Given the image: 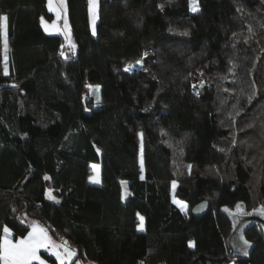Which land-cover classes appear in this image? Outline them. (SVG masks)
<instances>
[{
	"label": "trees",
	"instance_id": "16d2710c",
	"mask_svg": "<svg viewBox=\"0 0 264 264\" xmlns=\"http://www.w3.org/2000/svg\"><path fill=\"white\" fill-rule=\"evenodd\" d=\"M66 5L74 48L44 31L47 0H0V232L39 221L70 264H264L260 224L247 255L228 242L264 218V0H100L95 35L89 0Z\"/></svg>",
	"mask_w": 264,
	"mask_h": 264
},
{
	"label": "snow or ice",
	"instance_id": "6c2138e0",
	"mask_svg": "<svg viewBox=\"0 0 264 264\" xmlns=\"http://www.w3.org/2000/svg\"><path fill=\"white\" fill-rule=\"evenodd\" d=\"M91 5V11H92V34L95 35V21L97 19V0H90ZM49 7H52V0H49ZM194 12L199 11V8L197 5H195L192 8ZM62 11V9L60 10ZM60 11H58V15L60 14ZM7 16L0 17V27L4 30V49H5V55H4V61H5V74H7V49H8V42H7ZM43 20V18H42ZM66 39H70V32L66 33ZM70 47H75L74 44H70ZM63 54V53H62ZM147 55V53H145ZM137 63H142V61H137ZM128 69H126L127 71ZM203 86V85H201ZM195 87V85H193ZM199 93H197L198 95ZM251 99V97L249 98ZM142 152V149H141ZM96 167V166H93ZM190 167V166H189ZM141 168H143V156L141 155ZM143 178V177H141ZM45 179H50L49 177H45ZM94 183H99V179L93 178ZM173 187H175V182H173ZM50 199H54L51 195L49 196ZM176 203H181L179 201H175ZM182 208L186 210V205H182ZM238 210H242V205H237ZM262 212H264V208L261 209ZM140 225L139 230H144V218L140 217ZM5 235V238L3 240L2 246H0V249H2V258L5 261V264H31L33 260L39 259L37 252L40 248H51L53 250H56V255L61 260V264H65L66 260L71 259L75 252L69 250L67 246V242L65 241L63 245H56L51 237L48 235L47 230L43 227L37 225L33 226L32 233L29 234L27 239H21L16 243H13L11 239L8 238L9 229L4 228L3 229ZM245 245L251 246L248 241H244ZM190 246H194V244H190ZM60 248H63V252L59 251ZM247 255V252L244 253ZM41 264H44L43 261H41Z\"/></svg>",
	"mask_w": 264,
	"mask_h": 264
},
{
	"label": "rangeland",
	"instance_id": "374dc122",
	"mask_svg": "<svg viewBox=\"0 0 264 264\" xmlns=\"http://www.w3.org/2000/svg\"><path fill=\"white\" fill-rule=\"evenodd\" d=\"M97 19L95 21V31H96V26H97V23L99 21V8H100V0H97ZM47 7H48V10L54 14V19L52 21H48L47 19L43 18V20L41 19V25L44 29V31L47 33V34H50V35H62L66 41V44L69 46L70 44H74V40L72 38V34H71V28H70V25H69V21H68V15H67V5H66V0H52V7L50 8L49 7V0H47ZM62 9V11H60ZM58 11H60V14L58 15ZM3 15L0 14V17H2ZM89 17H90V27H91V31H92V11H91V5H90V0H89ZM0 24H2V22H0ZM70 32V39H66V33ZM4 55H5V49H4V30L2 27H0V71L3 72L5 74V61H4ZM7 55H8V49H7ZM143 68V62L142 63H135V64H130L126 67H124V71L125 72H135V71H139ZM126 69H128L126 71ZM7 73H8V68H7ZM97 88L98 91H100V87L99 86H95L94 88L91 87L90 88V91H95ZM151 90H153V87H151ZM96 92V91H95ZM94 92V93H95ZM150 93L151 91H148L146 92V95L147 96H150ZM143 156V155H142ZM140 163H141V156H140ZM144 163V162H143ZM96 167H93V170H94V177L95 175L98 173V170H99V176L101 178V172H100V166L99 165H96L94 164ZM99 168V169H98ZM93 177V178H94ZM142 177L144 178V175H142ZM173 186V184H172ZM177 188V183L175 182V187H173V192L176 190ZM48 194L49 196L51 195L52 196V190L49 188L48 189ZM53 197V196H52ZM175 201H179L181 203H176ZM173 202L174 204L179 207L181 209V211L183 213H187L188 212V205L185 203V202H182L180 200H178L176 197H173ZM182 205H186V210L184 208H182ZM244 211V210H243ZM246 214H251V212H243L241 213L239 216H238V219L240 217H242L243 215H246ZM237 216V215H236ZM39 225L41 227H43L44 229L47 230V228L39 221H36V220H33V222L31 223V228H30V231L29 233L23 237V238H18V239H14L13 235H12V232L11 230L9 229V234L8 235V238L12 240L13 243H16L18 242L19 240L21 239H27L29 234L32 233L33 231V226L34 225ZM5 228V227H4ZM1 229V232H0V246H2L3 244V240L5 238V233L3 231V229ZM7 228V227H6ZM47 233L48 235L51 237L52 241L56 244V245H63L64 243L63 242H60L58 240H56L51 234L50 232L47 230ZM69 248V247H68ZM71 250V249H69ZM59 251L63 252V248H60ZM72 251V250H71ZM0 252H2V249H0ZM43 253H47L53 257H55L58 261L59 264H61V260L60 258L57 257L56 255V250H53L51 248H40L37 252V255L39 257V259L37 260H33L31 262V264H41V261L44 262V264H49L48 261L45 259V257L42 255ZM75 258V255L69 259V260H66L65 261V264H70ZM234 263V261L232 262ZM0 264H5V261L4 259L2 258V254H0ZM231 264V263H230Z\"/></svg>",
	"mask_w": 264,
	"mask_h": 264
},
{
	"label": "water",
	"instance_id": "95a60500",
	"mask_svg": "<svg viewBox=\"0 0 264 264\" xmlns=\"http://www.w3.org/2000/svg\"><path fill=\"white\" fill-rule=\"evenodd\" d=\"M209 206V202H201L192 209V214L196 217H202L207 214ZM255 223L260 224L264 228V218L257 212L243 215L238 219L235 228L228 240L232 251L231 255H233L234 253H237L239 255L240 251L244 252L246 250L247 245H245L244 241L241 239L240 232L244 227L253 225Z\"/></svg>",
	"mask_w": 264,
	"mask_h": 264
},
{
	"label": "crops",
	"instance_id": "0c3cea01",
	"mask_svg": "<svg viewBox=\"0 0 264 264\" xmlns=\"http://www.w3.org/2000/svg\"><path fill=\"white\" fill-rule=\"evenodd\" d=\"M93 166H95L94 164H92L91 165V169H92V174H91V176H90V178H89V181H90V183L91 184H93V185H100L101 184V178H100V176H99V170H98V173L95 175V177H94V170H93ZM99 169V168H98ZM100 172H101V168H100ZM93 177L94 178H96V179H99V183H94L93 182ZM140 217H142V216H140ZM140 217H139V220H140ZM140 223H141V221H140ZM140 225V224H139ZM231 264H235V263H231Z\"/></svg>",
	"mask_w": 264,
	"mask_h": 264
}]
</instances>
